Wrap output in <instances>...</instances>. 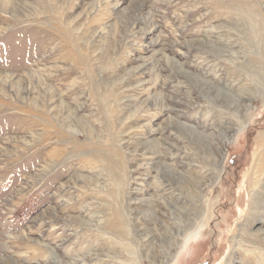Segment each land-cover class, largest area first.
<instances>
[{"label":"rangeland","instance_id":"rangeland-1","mask_svg":"<svg viewBox=\"0 0 264 264\" xmlns=\"http://www.w3.org/2000/svg\"><path fill=\"white\" fill-rule=\"evenodd\" d=\"M13 1L0 4V264H154L148 250L160 264L167 251L164 264H264V223L251 222L264 202L252 81L264 0ZM173 61L259 98L224 109ZM176 123L238 130L215 162Z\"/></svg>","mask_w":264,"mask_h":264},{"label":"bare ground","instance_id":"bare-ground-1","mask_svg":"<svg viewBox=\"0 0 264 264\" xmlns=\"http://www.w3.org/2000/svg\"><path fill=\"white\" fill-rule=\"evenodd\" d=\"M0 4L4 8L9 9V10L12 9V7L14 9H19L20 6L22 5V4H19V3L14 2L13 0H0ZM199 47L200 48H203V49H206L207 51H210V52H212L214 54H220L221 51H222V50L220 51V48H218L214 44H211V43H208V42H200ZM257 55H260L261 56L262 54H257ZM173 63H174L173 64L174 69L175 70L177 69V71L179 73H181V75H183V77L186 78V80H188L189 82H191V84L193 86H195L196 89H198L203 96H212L213 101H216L224 109H227V110L228 109H233V111L235 113H239V111L241 109L242 110H247L248 107L251 106V103L254 102L256 98H259V97H256V95H257L256 93H255V95H249V94L243 93L242 91L239 92V94L237 95L239 97H236V95H233L229 90H226V89H223L221 87H218L215 84V82L213 83V82H211V81H209L207 79H204V78H202L200 76H197V75H195V74H193V73H191V72H189L187 70H184L183 67H182V65L180 63L174 62V61H173ZM254 70H255V68H254ZM258 72H256V71L253 72L252 81L255 82V85L256 86L258 85L257 87H261V91H262V90H264V68L261 69V71H258ZM254 76H256V77H254ZM12 87L14 88V90L16 91V95H18V96L21 95L20 94L21 91H26V90L29 89V88H26L25 86H23V85H21L19 83H17L16 85L13 84ZM230 90H231V88H230ZM253 90H254V88H253ZM5 93H7V92H5ZM261 94H262L261 96H263L264 95V91ZM38 104H40V103H38ZM230 118L232 119V116ZM171 123H174L175 124V122L173 120H171ZM176 125L179 126V130L181 132H183L184 135H186V138L194 144V146L200 151V153L202 152V153L206 154V157L208 158V160H209V158H211L212 160H215V162H216L217 155H220V154L224 155L225 154L224 153V150H225V145L224 144H226V142L229 140L230 136L233 135V132L235 130H238V127H237V128L230 129L229 132L228 131H224V130H217V131H214L211 134H206V133L204 134V133H201V131L200 132L197 131L193 126H189V125L181 124V123H179V124L176 123ZM177 130H178V128H177ZM219 139H223V143L222 144H219L218 143V140ZM211 164H213V163H211ZM159 168H160V172L161 173L163 172L162 175L164 177H166V178L167 177L168 178L171 177V178H173L175 180L178 179V180L181 181V183L185 179V175L182 172H179V173L178 172H175L171 167H167L166 165H161ZM189 181L192 184L191 187L193 189L195 188L196 190H199V189H201L204 186L203 183L198 182L196 180L191 179ZM261 204H262V202L259 203V205H261ZM263 204H264V202H263ZM263 204H262V206H259L258 207V210H256L255 212L253 211V215L251 217V222H255L256 221V222H259V223H264V205ZM180 211L182 212L183 210H180ZM143 214H145V213H141V217L144 216ZM181 217H183V216H181ZM181 220H183V219H181ZM173 224H174V222H173ZM181 228H180V226L179 227L177 226L176 227V232L174 233V235L176 233H177V235H179ZM166 229L169 230L171 228L170 227H167ZM140 230L142 231V230H144V228L141 227ZM255 232L257 234L264 235V228H261L260 227L259 229H256ZM163 234H164V232H163ZM153 236H155L153 233H151V232L150 233H146V231H145V232L141 233V236L140 237H141L142 242H144L145 245H147V244H149L151 242V239L153 238ZM170 236H172V235H170ZM165 237H167V236H165ZM154 239L155 238H153L152 240H154ZM172 242H174V241H172ZM163 251H165V250H163ZM156 252H153L151 250L150 251L148 250L147 252H145L146 253V257L149 258V259H151L152 260V263H154V264H160L159 261L157 262ZM163 253H166V252H163ZM167 253H168V251H167ZM167 253H166V256L163 255L164 257L163 258H160V260H161V262L163 264L166 262Z\"/></svg>","mask_w":264,"mask_h":264}]
</instances>
